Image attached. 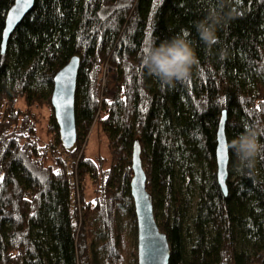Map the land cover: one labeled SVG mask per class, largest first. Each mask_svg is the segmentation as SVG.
I'll return each mask as SVG.
<instances>
[{"label": "trees", "instance_id": "obj_1", "mask_svg": "<svg viewBox=\"0 0 264 264\" xmlns=\"http://www.w3.org/2000/svg\"><path fill=\"white\" fill-rule=\"evenodd\" d=\"M13 4L0 0V264H95L94 246L110 264L123 260L126 247L117 252L123 239L115 229L124 214L136 246V141L170 264H264V160L249 179L236 171L229 147L227 196L217 166L224 112L228 145L243 123L264 124V0H35L3 54ZM212 9L231 19L209 48L195 24ZM182 30L199 64L189 81L162 90L143 69L142 50L149 39L159 44ZM74 57L77 138L67 150L51 98L56 75ZM107 64L113 93L100 103ZM19 96L51 109L47 139L31 107L17 108ZM97 121L112 159L102 177L92 159L78 156ZM71 158H79L82 218ZM87 179L97 188L92 199Z\"/></svg>", "mask_w": 264, "mask_h": 264}, {"label": "water", "instance_id": "obj_2", "mask_svg": "<svg viewBox=\"0 0 264 264\" xmlns=\"http://www.w3.org/2000/svg\"><path fill=\"white\" fill-rule=\"evenodd\" d=\"M35 0H14L6 16L3 33L2 53L22 22L30 15ZM80 68L78 57L72 60L56 75L51 104L60 130L62 143L67 150L76 145L77 124L75 114V96ZM226 112H224L218 131L217 166L218 183L223 193L228 195L229 145L226 136ZM133 177L131 196L138 232V264H170L171 249L167 235L160 230L156 221L153 201L147 189V177L141 160V146L135 142L132 159Z\"/></svg>", "mask_w": 264, "mask_h": 264}, {"label": "clouds", "instance_id": "obj_3", "mask_svg": "<svg viewBox=\"0 0 264 264\" xmlns=\"http://www.w3.org/2000/svg\"><path fill=\"white\" fill-rule=\"evenodd\" d=\"M229 19L230 14L210 10L205 19L195 24L201 41L209 48L215 45L218 42L217 29ZM188 36L189 33L182 30L181 34L159 44L149 39L143 47L142 67L158 79L162 90L189 81L193 68L199 64ZM242 126L244 131L231 140L229 147L236 156V171L255 180L257 160H264V142L260 139L264 137V124L245 122Z\"/></svg>", "mask_w": 264, "mask_h": 264}, {"label": "rangeland", "instance_id": "obj_4", "mask_svg": "<svg viewBox=\"0 0 264 264\" xmlns=\"http://www.w3.org/2000/svg\"><path fill=\"white\" fill-rule=\"evenodd\" d=\"M108 65V64H107ZM104 66V71L106 73V79L104 80L103 83V76H102V83L103 85L105 84V88L103 89L105 92L103 93V90L101 89V93L99 95V101H101L102 98H104V102L112 96L113 93V89L111 88L110 85V79L111 76L113 74V70L111 68V66ZM104 75V73H103ZM104 94V96L102 95ZM17 108L18 109H22L25 110L28 107H31V110L34 112L35 115H37L38 117V121L40 122L39 124L37 123V126L39 128V135L44 138L47 139V135L45 134L48 130V124H49V120H50V115H51V109H49L47 106H28V102L26 97L24 96H19L17 98ZM91 131L89 132V135H87V139L84 143V145L82 146L78 156L81 157L82 155H86L87 158L92 159L98 169H99V173H100V177H102V172L107 171L110 166H111V154H110V150H109V140H108V136L105 133V131L102 128V125L99 123L98 121L92 126V128L90 129ZM63 153H61L62 155ZM68 165H69V170L72 173V175L75 176V172L77 170V172H79V161L78 159L74 158V159H69L68 160ZM79 174V173H78ZM87 185H86V195L88 199H92L95 195H96V190L97 188L95 187V185L93 184V182H91V179H87ZM80 183V194L82 196V189L83 186L81 184V181L79 180ZM74 198L76 199V197L74 196ZM83 209H81V213H80V217L82 218L83 215ZM84 218V217H83ZM121 220H123V225H121V227L118 229H115V233L117 234L118 231L122 232V239H123V243H121L122 247H117V252H122V250L125 248L124 250V259L123 260H119L117 264H138V250H137V246H138V232L136 229V233H135V239H136V246L134 244V237L132 235V233L130 234V230H129V226H131V224L127 223V217L126 215H122ZM128 227V228H127ZM132 227V226H131ZM96 229L99 233H101L102 231H105L102 226L99 224L96 226ZM99 241V242H98ZM103 240H97V246L99 245L100 242H102ZM94 249L97 250L95 251L94 254V261L95 264H110L109 262H111L110 260L108 261L106 259L105 252H101V250L99 249V247L94 246ZM117 255V253H116ZM113 264V263H111Z\"/></svg>", "mask_w": 264, "mask_h": 264}, {"label": "built area", "instance_id": "obj_5", "mask_svg": "<svg viewBox=\"0 0 264 264\" xmlns=\"http://www.w3.org/2000/svg\"><path fill=\"white\" fill-rule=\"evenodd\" d=\"M109 66V65H107ZM106 79V73L104 71V75H103V83H104V80ZM102 83V90L105 88V84L103 85ZM104 87V88H103ZM105 91L103 90V93ZM104 96V94H102ZM105 98V96H104ZM104 98L101 99L100 103H102L104 101ZM100 109L102 108L101 104H100ZM99 109V110H100ZM81 158V157H79ZM79 158H78V161H79ZM74 196L76 197V201H77V204H78V208L79 210L81 211V194H80V183H79V178H78V172L76 170L75 172V178H74Z\"/></svg>", "mask_w": 264, "mask_h": 264}, {"label": "bare ground", "instance_id": "obj_6", "mask_svg": "<svg viewBox=\"0 0 264 264\" xmlns=\"http://www.w3.org/2000/svg\"><path fill=\"white\" fill-rule=\"evenodd\" d=\"M5 29V28H4ZM4 33V32H3Z\"/></svg>", "mask_w": 264, "mask_h": 264}]
</instances>
